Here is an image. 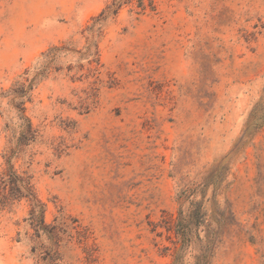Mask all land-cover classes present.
<instances>
[{
	"label": "rangeland",
	"instance_id": "1",
	"mask_svg": "<svg viewBox=\"0 0 264 264\" xmlns=\"http://www.w3.org/2000/svg\"><path fill=\"white\" fill-rule=\"evenodd\" d=\"M118 1L0 0V94L51 61L13 158L49 227L1 209L0 264H264V0Z\"/></svg>",
	"mask_w": 264,
	"mask_h": 264
},
{
	"label": "trees",
	"instance_id": "2",
	"mask_svg": "<svg viewBox=\"0 0 264 264\" xmlns=\"http://www.w3.org/2000/svg\"><path fill=\"white\" fill-rule=\"evenodd\" d=\"M120 8V2L114 0L112 5L108 9V13H116ZM104 16L105 11L102 13ZM103 16V17H104ZM91 31L94 29L89 27ZM65 48V47H61ZM88 48L90 50V57H96L98 62V50L94 42L89 43ZM54 50H59L60 48L54 47ZM92 49V50H91ZM51 61H46L44 65L35 66L33 69H28L25 72V80L23 82L16 83L9 91L5 92L4 95L0 96H10L11 102L14 108L18 111L16 116V122L18 127V133L12 134L11 136V155L5 154L7 168L0 175V210L9 206L11 203L21 200L24 198L29 199L32 202V209L30 211V224L36 228V231L45 230L49 226L44 220L45 204L38 198L34 184L31 180V176L24 172H19L14 164L13 158L18 154L22 147L35 142L38 137V131L34 128L30 118L25 113V104L32 98V91L35 85L38 83L41 77L46 73V70L50 67ZM8 129H13L6 125ZM192 216H196L195 222L186 227L183 231H180V236L182 238V250L186 246L191 245V243H197L198 233H196V225L201 224L202 213L200 210H196ZM50 232L52 233L57 227L52 226ZM195 229V230H194ZM57 254V252H55ZM55 254L51 256V259L55 257Z\"/></svg>",
	"mask_w": 264,
	"mask_h": 264
}]
</instances>
